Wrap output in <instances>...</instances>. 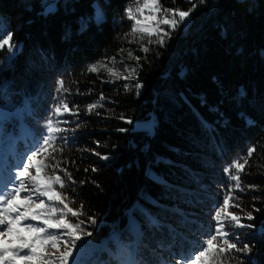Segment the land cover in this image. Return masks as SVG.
<instances>
[{
  "label": "trees",
  "instance_id": "trees-1",
  "mask_svg": "<svg viewBox=\"0 0 264 264\" xmlns=\"http://www.w3.org/2000/svg\"><path fill=\"white\" fill-rule=\"evenodd\" d=\"M48 3L0 0V31L16 46L0 50V108L10 112L0 121V185L42 143L47 121H60L54 156L75 183L65 177L58 190L82 213L71 220H83L89 238L103 244L92 264H177L206 246L230 195L227 211L251 227L232 237L249 250L233 251L224 264H264V0H162L191 9L190 20L147 53L127 43L134 0H56L46 11ZM111 60L116 75L106 73ZM62 102L75 114L56 116ZM90 104L102 107L89 112ZM106 108L113 116L103 117ZM121 115L151 126L116 127ZM80 123V136L63 137ZM111 135L131 141L113 148ZM244 158L243 190L235 189L225 169ZM185 204L191 210L173 208ZM168 227L176 238L167 235L164 246L159 232ZM159 242L163 253L152 252ZM145 244L154 261L143 257Z\"/></svg>",
  "mask_w": 264,
  "mask_h": 264
},
{
  "label": "snow or ice",
  "instance_id": "snow-or-ice-1",
  "mask_svg": "<svg viewBox=\"0 0 264 264\" xmlns=\"http://www.w3.org/2000/svg\"><path fill=\"white\" fill-rule=\"evenodd\" d=\"M127 15L133 21L131 29L133 34H139L140 39L147 37L148 44L155 42L163 45L172 32L181 25L188 24L191 9L184 11L163 8L160 0H143V3L134 9L128 8ZM15 47L13 34L0 31V50L6 49L11 53ZM141 50L147 53L149 48L142 46ZM132 55L133 53L129 52V56ZM134 58L137 62L141 59ZM97 70L96 66L89 69L92 72ZM128 71L134 73L135 69H128ZM109 74L116 73L113 69H109ZM121 78L129 79V77ZM59 83L63 88L64 82ZM127 87L128 85H125V88ZM136 87L139 88L141 85L137 84ZM101 99H103L102 96ZM98 106L102 107V105L90 104L88 111L91 112ZM64 113L75 114L67 103L62 102L61 106L55 108L54 114L59 116ZM59 123L60 121H56L54 125L53 119L47 121V135L27 157V163L22 165L17 173L18 186L6 196L0 192V264H69L70 259L73 258V250L84 248V244H78V241H81L84 236L92 235L82 227L85 223L83 220L71 222L67 218L68 214L78 217L82 213L73 209L67 202V196L58 190L65 189L67 182L75 183L67 169L61 168L60 162L55 160L54 142L61 131L58 127ZM128 123L132 121L129 120ZM49 149L52 151L50 152ZM255 151L254 147L249 148L247 157H252ZM247 163V158H244L243 163L236 160L225 169V172L230 174L231 180L235 182V189L243 190L240 172L244 171ZM233 167L236 169L235 174H231ZM47 170H51L52 174H45ZM22 193L24 194L21 195ZM42 197L47 198V201L51 203L46 202ZM231 199L230 195L223 201V207L215 211L216 229L205 241L206 246L198 252L193 251L182 261H177V264H224L225 257L233 251L247 252L249 250L248 245L238 247V238L232 239L234 233L230 231V228H245L251 225L242 224L239 215L227 211ZM247 218L253 219L251 213L247 215ZM88 220L92 225L96 224L94 218L89 217ZM34 221H39L40 224L33 223ZM49 248L51 252L48 251ZM73 264H76L75 260Z\"/></svg>",
  "mask_w": 264,
  "mask_h": 264
},
{
  "label": "rangeland",
  "instance_id": "rangeland-1",
  "mask_svg": "<svg viewBox=\"0 0 264 264\" xmlns=\"http://www.w3.org/2000/svg\"><path fill=\"white\" fill-rule=\"evenodd\" d=\"M43 1H48L49 3L46 5V8H45V10L46 11H54L55 9H56V0H43ZM162 0H160V2H161ZM187 1H190V2H192V1H194V0H187ZM143 3V0H134V3L132 4V6L130 7V8H135V7H137V6H139V4H142ZM163 8H165V7H163ZM146 11V13H147V10H145ZM101 18V12H100V10L98 9V7H96L95 8V13H94V19L96 20V21H98L99 19ZM189 20H190V18H189ZM133 22V21H132ZM2 23V22H1ZM23 22L22 21H20L19 22V27L21 28V24H22ZM189 23V22H188ZM188 25V24H187ZM187 25H181L180 27H183V28H185ZM166 27V26H165ZM1 28V27H0ZM166 30H167V28H166ZM147 40H148V38L147 37H145L144 39H140L139 38V34H133L132 33V31L129 33V37H128V39H127V43L129 44V45H131L130 46V48L132 47V48H137V49H141L142 48V46H147L148 48H149V50L150 49H153V48H155V47H159V46H163V45H160V44H158V43H155V42H153V43H151V44H148L147 43ZM153 40H155V38H153ZM15 50H16V47H15ZM115 62H116V60H111V63H110V68L109 69H113L114 70V72L117 74V72H118V70L119 69H117V68H119L118 66V64H115ZM92 66H96L95 64H93V65H91V67ZM97 67V69H98V66H96ZM117 67V68H116ZM126 68V67H125ZM127 69V68H126ZM106 73H108L109 74V71H106ZM115 74V75H116ZM138 91V90H137ZM6 107H4V108H0V121L6 116V113H10V112H8V111H6V109H5ZM9 108V107H8ZM102 115H103V117H111V116H113V114L110 112V110L108 109L107 110V108L105 109V111L102 113ZM133 117V116H132ZM124 117L123 115H121V117H117L116 118V120H115V122L117 123L116 124V127H118V126H121V125H123V126H125V127H128V126H132V127H134L135 129H147V128H150V126H151V123L148 121V120H146V121H135L134 120V118L135 117ZM129 120H131L132 121V123H128V121ZM112 124V123H111ZM82 125H83V127H82ZM84 128V124H82V123H80V124H78V125H73L72 127H70L69 125L68 126H66V132H67V134H64L63 133V137L65 138V139H69L70 137L71 138H73V137H75V136H80V130H82ZM82 136V135H81ZM109 139H110V143H111V145H112V147L113 148H115V147H118V146H120V147H123V146H125V145H127L131 140H126V138H123V139H117L116 138V136L115 135H111V136H109ZM129 139V138H128ZM94 155H97V153H94ZM40 158H43V157H40ZM22 165H24V164H22ZM33 172H34V170H33ZM45 174H47V175H51L52 174V171L51 170H47L46 171V173ZM18 183H19V181H18V179H17V176L16 177H10L7 181H6V183H4V184H2V185H0V192H3L4 193V195L6 196V195H8V193H10L15 187H17L18 186ZM24 193H22L21 195H23ZM187 197V196H186ZM35 198V197H34ZM42 199H45V201L46 202H48L47 201V198H44V197H42ZM189 199H190V196H189ZM38 202V201H37ZM48 203H51V202H48ZM57 207H61L60 205H56ZM173 208H177V209H184V210H191V208L189 207V206H187L186 204H185V206L183 205V206H180V205H173ZM169 214L171 215L172 214V212H170L169 211ZM177 214V213H176ZM71 215L70 214H68V216H67V218L71 221V222H73L72 220H71ZM33 223H36V224H40V222L39 221H34ZM161 229H162V227H161ZM165 229H167L165 232L163 231L162 232V234L160 235V232H159V237L160 238H158V239H163V242H164V246H167V244L166 243H170L171 242V240L170 239H168V237H166L167 235H170L171 237V239H173V237H175L176 238V235H174V232L176 231L174 228H170V227H168V228H165ZM236 229H239V228H233L232 230H230L231 232H234ZM138 230V229H137ZM50 231H53V232H55V231H59V232H63L64 230H50ZM187 233V232H186ZM178 236L179 237H181V238H186V239H188L187 238V234H178ZM65 239H67V237H64ZM210 238V237H209ZM137 240H135V242H136ZM81 243H83L84 244V248L83 249H80V248H77V249H74L73 250V258L72 259H70V261H69V264H73V260H75L76 261V264H92V262L90 261V259H91V257L92 256H94V253H95V251H96V249H98L99 247H101L102 245H99V246H97L98 244H96L95 242H94V240H92V239H90L89 238V236H84V237H82V240L81 241H78V244H81ZM116 243H118V242H116ZM115 243V244H116ZM122 244H124V243H122ZM116 246V245H115ZM119 246V245H118ZM123 246L121 245V248H122ZM103 248H105V247H103ZM146 248V252L149 254V251H150V249H151V246H149L148 244H145V246L143 247V249H145ZM160 248V242H159V246H157L156 248H154V251H152V252H159V253H163L162 251H159V250H161V249H159ZM142 249V248H141ZM158 249V250H157ZM48 251L49 252H51L52 250L49 248L48 249ZM107 256H109V255H106L105 257H107ZM150 257L151 259H153V261L155 260L153 257L154 256H152L151 254H149V255H143V257ZM155 257H157V258H159L160 259V257H159V255H155ZM167 264H169L170 262L166 259V261H165Z\"/></svg>",
  "mask_w": 264,
  "mask_h": 264
}]
</instances>
